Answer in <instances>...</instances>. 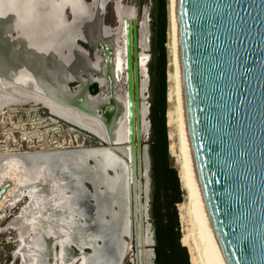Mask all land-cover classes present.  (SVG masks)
<instances>
[{
  "label": "water",
  "instance_id": "water-1",
  "mask_svg": "<svg viewBox=\"0 0 264 264\" xmlns=\"http://www.w3.org/2000/svg\"><path fill=\"white\" fill-rule=\"evenodd\" d=\"M82 2L74 12L80 14L73 19L68 9L60 30L47 35L43 22L39 25L30 20L29 8L20 15L12 11L20 9L22 2L0 0V54L22 67H35L37 60L59 65L62 69H55L54 77L57 80L59 73L63 74L69 100L60 101L99 117L108 127L115 113L108 107L112 103L106 101L122 103L119 97L110 94L112 97L98 98L102 101L92 111L75 104L79 97L90 106L91 96L101 94L102 87L106 89L96 72L93 71L95 77L92 74L84 81L92 72L76 66V61L90 58L88 50L78 42H89V32L82 26L77 33L83 34L70 33L92 13L91 0ZM84 7L88 14L78 10ZM172 9L185 138L206 221L224 264H264V0H172ZM101 13L103 35L112 37L104 29L107 24L103 22V10ZM137 17V13L127 17L124 25L128 139L133 168L140 148L141 19ZM103 35V40H95L94 46L104 45L102 41L108 43ZM112 49L114 53V46ZM146 74L149 76L148 68ZM91 82L98 85L95 93L88 90ZM63 120L94 136L99 144L109 142L90 129ZM146 213L149 218L148 208ZM151 244L154 258L153 232Z\"/></svg>",
  "mask_w": 264,
  "mask_h": 264
},
{
  "label": "bare ground",
  "instance_id": "bare-ground-1",
  "mask_svg": "<svg viewBox=\"0 0 264 264\" xmlns=\"http://www.w3.org/2000/svg\"><path fill=\"white\" fill-rule=\"evenodd\" d=\"M18 1L22 2L19 4L20 9L14 11L15 9L11 8L17 15L26 12L28 8L31 15V9L35 11L36 8L34 2L38 5L40 2L38 0H34V2L33 0ZM41 1H43L40 3L43 4V10L38 11V17L44 19L43 23L48 29L47 35H54L60 30L59 24L61 25V23L58 21L64 20L58 11L60 6L70 2L74 19L77 14H80L74 13L77 11L76 7L83 3L82 0ZM116 1L118 4L119 0ZM97 2L100 4L101 0H92L90 3L95 8L91 11L94 13L92 15L93 23L96 19H101ZM90 4L87 3V5ZM167 8L170 42L166 67L167 106L165 118L168 153L173 158L181 188L184 190L182 201L177 203L181 225V243L188 249L191 264H224L206 221L192 173L185 138L176 66L172 0H168ZM78 10L82 12L81 9ZM82 13L88 14L85 9ZM116 14L117 24L114 27L104 26L105 31L113 34L112 37L107 38L106 35H103L101 26L100 29H97L99 30L98 35L96 29L91 30V26H88L87 30L85 29L86 32H89L92 43H95V40H103L101 35L104 40H108V43L102 41L104 45L101 50H96V60L88 57L87 60L80 59L79 64H76L77 67L92 72L89 78L84 81L89 80L92 74V77H95L94 71L98 75L96 78L102 79L101 82L107 88L102 87L101 94L91 96L92 104L90 106H86V103L77 97L78 101L75 104L78 107L92 111L102 101H98V98L112 97L110 94L121 99L122 103H116L113 99L106 101L112 103L108 107L112 108L115 113L111 123H108V127L103 126L99 117L60 101L67 102L69 100L68 97L66 98L67 90L64 87L63 74L60 72L57 80L54 77V70L56 69L57 72L60 68L59 65H48L50 60H37L38 65L35 67H22L0 54L1 104L41 103L62 119L90 129L99 137L109 140L105 144L73 148H63L61 144L57 143L51 149L42 147L39 150L21 153L12 151L5 145L0 146V165L4 166V168H0V184L10 183L7 185L6 191L3 194L1 192L0 207L4 204L15 205L24 196L28 198L21 206L19 213L8 222L10 227L17 228L19 231L20 245L16 253L20 257V264H38V254L43 249L44 235L54 236L55 239L54 255H52L54 261L50 264H125V258H128L130 264H153L152 231L147 220V207L140 198L147 190L149 169L148 148L145 143L142 144L140 141L141 136L149 135L150 127L147 118L149 106L145 96V86L148 80L145 63L147 54L140 50L141 92L138 115L140 148L136 153L133 168L128 139L124 25L127 17L135 15L131 9L121 5H116ZM32 16L31 18L35 21L37 16L35 14ZM18 23L17 21L16 27ZM38 24L40 25L42 22ZM145 31V16H143V20L140 21V46L142 45V47L145 43ZM36 34L42 37L39 32ZM40 41L41 39L38 42ZM53 60L54 63H57L58 59L54 58ZM45 65L48 67L46 68ZM70 69H73V66ZM62 81L63 84H61ZM106 102L104 105L108 104ZM26 137L29 138V143H32L30 136ZM39 141H43L41 136ZM29 145L33 148V144ZM37 179H49V183L52 185L51 192H44L45 189L43 190L41 186L35 184ZM85 182H89L93 188L91 197L96 200L94 209L96 210L95 220L98 229L88 234L85 232V236L78 235L79 242L77 240L75 242L73 239L74 229L78 223V214L81 212L77 207V199L86 189ZM50 203L57 208V214L45 212ZM34 210H36L35 213ZM56 244L59 245V252L56 251ZM69 244H76L79 247V254L66 260L64 250L65 246ZM86 248L89 249L88 252L84 250ZM55 256L59 260L58 263Z\"/></svg>",
  "mask_w": 264,
  "mask_h": 264
},
{
  "label": "rangeland",
  "instance_id": "rangeland-1",
  "mask_svg": "<svg viewBox=\"0 0 264 264\" xmlns=\"http://www.w3.org/2000/svg\"><path fill=\"white\" fill-rule=\"evenodd\" d=\"M38 1H40L39 5L35 3L33 0L34 4L36 5V8H35V11L31 9L32 14L29 17L31 20L32 19L31 17H33L32 15L35 14L37 16L35 21L40 23V22H44L43 18L38 17L39 15L38 11L41 12L43 10V4H40L43 1L41 0H38ZM112 3L114 4L115 12H116V5L118 6L121 5L126 8L131 9L134 12V15L137 13L138 15L137 18L138 19L140 18L141 19L140 21H142L143 16H145V29H146L145 43H143V47L142 45L140 46V50L143 53L147 54L146 66L147 68H149V63L152 59L151 22L156 14L157 0H119L118 4H116L117 3L116 0H109L106 4V15H105V24L107 25H112L113 24L112 22L114 21L112 7H111L113 5ZM69 4L70 2H67L58 8V11L63 17H65L66 13L68 12V9L70 11V14L72 15ZM167 6H168V0H166V7H165L166 9V31H165L166 33V41H165L166 67H167L168 49H169V42H170L169 32H168L169 26H168V17H167V9H168ZM116 17H117V14H116ZM114 24L116 25L117 23H114ZM82 26H85V23L84 24L81 23L80 25H78L76 32H78V30H81ZM83 28L85 29L87 28V26ZM59 29H60V24H59ZM70 32H72V30ZM148 73H149V70H148ZM71 85H73V83H71ZM166 87H167V83H166ZM145 89H146L145 96L148 102L150 99V75L148 76ZM48 110L49 109L43 106L41 103H35V104L34 103H14V104L12 103L3 104L2 103L1 104V101H0V146L5 145L8 149L11 148L12 151L21 153V152H28L32 150H39L42 147L46 149L47 148L51 149V148H54L57 143L61 144V147L63 148L64 147L73 148V147H81V146L99 145L98 139H96L94 136L90 135L89 133L77 127L71 126L70 124L65 122L61 117L56 118L55 116L50 115ZM39 133L43 141H39L40 140ZM25 135L30 136L32 143H29V140H28L29 138L26 137ZM140 141L142 144L145 143L147 145L148 155H149L150 132H149V135L147 134V136H141ZM29 144H33L32 145L33 148H31L30 147L31 145ZM170 158H171V162L173 163L174 162L173 158L171 156ZM0 168H4V166L0 165ZM150 179L151 178H150V156H149L147 190L144 194L141 195L142 196L141 201L143 204H145V206L148 209H149ZM46 180L37 179L35 181V184H38L39 186H41L43 190L45 189L44 192L46 191L51 192L50 189L52 188V185H50L51 183H49V179H46ZM9 184L10 183L8 184L5 183L3 185L0 184V191H1V188L4 187V189L2 190V194L6 191L7 185ZM85 187L86 189H84L81 192V194L79 195V199H77V207L80 209L81 212L80 214H78V217H77L78 223L76 224V227L74 229L73 239L75 240V242L77 241L79 242V240L77 239L78 235L85 236L86 233L88 234L98 229L97 221L95 220L96 210L94 209L96 200L94 199V197H91V192L93 193V188L89 182H85ZM2 194L0 193V196H2ZM27 200L28 198L24 196L22 197L21 200H18L15 205L4 204V205H1L0 207V264H20V257L16 253L20 245L19 231L17 228L10 227L8 225V222L12 220L19 213L21 206L24 205V202ZM64 210H67V209H64ZM35 211L36 210H34L33 212L35 213ZM45 212L47 214L48 213L51 214L52 212L53 213L55 212L57 214L58 210L57 208H55V206H53L50 203L45 209ZM80 217L81 218L83 217V219H81ZM147 220L148 222H150V216L149 218H147ZM45 224L46 223H44V226H46ZM78 224L80 225L78 226ZM150 227L152 229V226ZM81 229H84V230H81ZM180 231H181V225H180ZM54 240H55L54 236L44 235V242L42 241L44 243L42 245L43 249L38 254V264H50L54 261L53 256H52L54 255L53 254L54 253V249H53ZM66 246L64 250L66 260L70 259L73 255L79 254V247L76 244L75 245L69 244ZM55 248H56V251L59 252L60 248L58 244L55 245ZM84 250L86 252L89 251L88 248ZM57 261L59 262L58 258L56 259V262ZM124 263L130 264V262L128 261V258H125Z\"/></svg>",
  "mask_w": 264,
  "mask_h": 264
},
{
  "label": "trees",
  "instance_id": "trees-1",
  "mask_svg": "<svg viewBox=\"0 0 264 264\" xmlns=\"http://www.w3.org/2000/svg\"><path fill=\"white\" fill-rule=\"evenodd\" d=\"M166 0H157L151 22L150 75V193L149 216L153 232L154 264H191L188 249L180 241L177 203L184 190L168 153L166 128ZM168 17V14H167ZM173 164V165H172Z\"/></svg>",
  "mask_w": 264,
  "mask_h": 264
},
{
  "label": "flooded vegetation",
  "instance_id": "flooded-vegetation-1",
  "mask_svg": "<svg viewBox=\"0 0 264 264\" xmlns=\"http://www.w3.org/2000/svg\"><path fill=\"white\" fill-rule=\"evenodd\" d=\"M85 1H90V0H85ZM104 1H106V0H101V2H100V4L97 2V4H98V8L100 9L101 8V6L103 7L102 8V10H103V22L105 23V15H106V4H107V2L109 1V0H107L105 3H104ZM91 2H92V0H91ZM90 2V3H91ZM113 4V3H112ZM80 5V4H79ZM82 5V4H81ZM92 5V9L94 8L93 6V4H91ZM112 7V13H113V24L114 23H116L117 21H115V17H116V15H115V10H114V4L111 6ZM84 9L87 11V9L84 7V8H81V11L83 12L84 11ZM95 9V8H94ZM101 10V9H100ZM99 10V15H100V18H101V16H102V10L100 11ZM87 12H89V11H87ZM71 13H72V11H71ZM92 15H93V13H91V15L89 16V17H87L86 18V20H85V26H87V28H88V26H91V30L92 29H100L99 27H100V23H101V19L100 20H98V19H96L95 20V22L93 23V20H92ZM90 17H91V20H90ZM117 18V17H116ZM95 19V18H94ZM58 23H61V21H58ZM84 26V27H85ZM110 26V25H109ZM87 28H85L86 30H87ZM71 31V30H70ZM77 30H75V29H73L72 28V32H74V35H81V34H83V33H81V34H79V33H77L76 32ZM71 32V33H72ZM84 33H85V31H84ZM89 35V34H88ZM85 36V35H84ZM90 36V35H89ZM83 37V36H82ZM90 39H89V42L88 41H82V40H78V42L79 43H81L82 45H83V47L86 49V50H88V53H89V56H90V58L93 60H96V50H101L102 49V46H103V44H96L95 46H94V44L95 43H92V41H91V43H90ZM89 58V59H90ZM80 62V61H79ZM76 64H78V61H76ZM75 83H73V85H74ZM107 89V88H106ZM88 90L91 92V93H95L97 90H98V85H97V83L96 82H91L90 84H89V86H88ZM110 89H108V91H109ZM110 92V91H109ZM110 94V93H109Z\"/></svg>",
  "mask_w": 264,
  "mask_h": 264
}]
</instances>
